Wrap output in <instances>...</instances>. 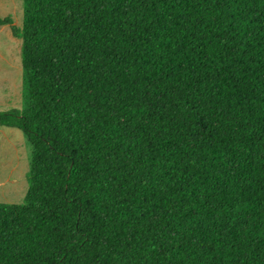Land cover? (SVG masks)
Returning <instances> with one entry per match:
<instances>
[{"label":"trees","instance_id":"16d2710c","mask_svg":"<svg viewBox=\"0 0 264 264\" xmlns=\"http://www.w3.org/2000/svg\"><path fill=\"white\" fill-rule=\"evenodd\" d=\"M22 2L0 264H264V0Z\"/></svg>","mask_w":264,"mask_h":264},{"label":"rangeland","instance_id":"374dc122","mask_svg":"<svg viewBox=\"0 0 264 264\" xmlns=\"http://www.w3.org/2000/svg\"><path fill=\"white\" fill-rule=\"evenodd\" d=\"M22 16V0H0V18L10 17L21 29ZM21 42L8 25L0 26V112L25 109ZM19 133V140L0 135V203L20 204L27 191L31 149Z\"/></svg>","mask_w":264,"mask_h":264},{"label":"crops","instance_id":"0c3cea01","mask_svg":"<svg viewBox=\"0 0 264 264\" xmlns=\"http://www.w3.org/2000/svg\"><path fill=\"white\" fill-rule=\"evenodd\" d=\"M20 131L14 128L0 127V135H3L5 139L11 137L15 139H20ZM22 134V133H21Z\"/></svg>","mask_w":264,"mask_h":264}]
</instances>
